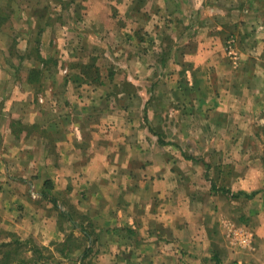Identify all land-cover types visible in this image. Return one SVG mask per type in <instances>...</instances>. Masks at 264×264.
Masks as SVG:
<instances>
[{
  "label": "crops",
  "instance_id": "crops-1",
  "mask_svg": "<svg viewBox=\"0 0 264 264\" xmlns=\"http://www.w3.org/2000/svg\"><path fill=\"white\" fill-rule=\"evenodd\" d=\"M232 13L229 22H237ZM245 13L238 22H250ZM261 29L240 34L244 44L255 36L264 51ZM239 52L242 62L213 94L214 116L228 118L219 125L228 140L213 145L223 161L199 159L213 174L184 149L185 157L169 154L157 130L146 145L138 129L107 127L97 96L90 101L101 109L99 123L93 109L76 110L77 100L65 110L47 108L28 79L7 80L0 86V242L18 237L51 253L32 264H264V61L244 47ZM200 53L195 68L206 63ZM67 212L63 228L58 221ZM244 232L246 245L237 235Z\"/></svg>",
  "mask_w": 264,
  "mask_h": 264
},
{
  "label": "rangeland",
  "instance_id": "rangeland-1",
  "mask_svg": "<svg viewBox=\"0 0 264 264\" xmlns=\"http://www.w3.org/2000/svg\"><path fill=\"white\" fill-rule=\"evenodd\" d=\"M4 1L12 13L0 27V86L8 85L7 80L25 81L33 61L39 62L37 53L45 54L50 61L41 66L60 85L46 80L43 90L35 84L32 89L47 108L65 110L70 101L77 100L76 110L93 109L91 117L97 123L103 109L109 118L103 121L107 127L116 124L125 131L140 130L136 133L142 144L151 143L148 132L152 127L162 134L166 142H158L168 146L169 154L178 158L188 154L198 162L202 158L223 161L219 152L214 154L213 145L228 140L225 130L219 128L228 118L214 116L213 94L219 93L221 82L242 62L239 47L260 57L259 63L264 61L257 38L244 44L240 37L262 30L264 7L259 2L232 0V6L236 2L238 7L234 10L230 0ZM233 11L238 21L246 12L250 22H229ZM29 49L33 58L26 55ZM201 51L206 52V63L195 68ZM84 63L98 66L102 84L73 80L74 87L61 85ZM3 96L0 91L1 115L6 106ZM93 96L100 98L97 104L101 109H94ZM203 97L209 101L204 103ZM160 152L168 153L165 149ZM235 165L232 173L237 170ZM198 166L213 174L208 164L201 161ZM218 184L227 187L229 182ZM65 220L59 219L58 225L64 228ZM50 254L48 250L44 253Z\"/></svg>",
  "mask_w": 264,
  "mask_h": 264
},
{
  "label": "trees",
  "instance_id": "trees-1",
  "mask_svg": "<svg viewBox=\"0 0 264 264\" xmlns=\"http://www.w3.org/2000/svg\"><path fill=\"white\" fill-rule=\"evenodd\" d=\"M11 13H12V10L9 8L6 2L4 0H0V27L4 26L11 19ZM31 51L32 49H30L29 52ZM33 51H35V48ZM37 54L39 56H37L36 59L39 62L38 63L36 62L35 64H33L31 68H29V70L31 71L27 78L28 82L32 85L33 84L37 85L39 87L38 90H43V87L47 86L46 80H51V83L53 85H56L57 83L59 84L60 82H57V80L50 79L49 76L46 75L47 68L41 66L42 65L41 63H44L46 65V62L50 61V57H47L42 53L40 54L37 53ZM79 69H80L79 72L77 70L75 74H70L69 78L66 79L65 81L71 79L72 81L73 80L80 81V83L88 82V81L89 82H100L101 84L103 83V80H101V76H100V70L98 66L95 65L94 63L80 64ZM35 75H37L38 77H36ZM71 76L73 77V79ZM62 84H64V82H62L61 85ZM151 129L155 130L152 127ZM158 135H159V141L165 143L166 141H164V139L162 138V135L161 134H158ZM46 184L49 185V182L47 181ZM213 186L216 189L218 187L215 182H213ZM221 189L224 190L227 188L222 187ZM43 196L47 199L49 198L54 203H57L58 201L56 197L53 196L48 191H43ZM69 214H70L69 212H67L66 214L63 213L62 217L67 218L70 221L71 219H70ZM68 240H70V238ZM68 240L66 241V243L68 242ZM29 243H32L31 240L22 241L18 237L14 238L11 241L0 242V264H32L31 258L34 259L35 256H38L39 259H43V256H44L43 250L33 243L30 248H27ZM30 250L32 251L33 255L31 254L29 255Z\"/></svg>",
  "mask_w": 264,
  "mask_h": 264
},
{
  "label": "built area",
  "instance_id": "built-area-1",
  "mask_svg": "<svg viewBox=\"0 0 264 264\" xmlns=\"http://www.w3.org/2000/svg\"><path fill=\"white\" fill-rule=\"evenodd\" d=\"M239 242L243 245H246L250 242L251 236L249 233L244 232V233H237Z\"/></svg>",
  "mask_w": 264,
  "mask_h": 264
}]
</instances>
